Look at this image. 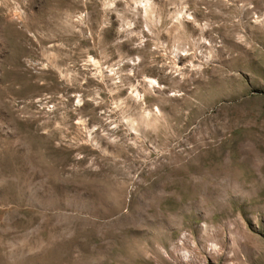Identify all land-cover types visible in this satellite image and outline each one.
Masks as SVG:
<instances>
[{
    "label": "rangeland",
    "instance_id": "374dc122",
    "mask_svg": "<svg viewBox=\"0 0 264 264\" xmlns=\"http://www.w3.org/2000/svg\"><path fill=\"white\" fill-rule=\"evenodd\" d=\"M140 1L0 0V264H264V0Z\"/></svg>",
    "mask_w": 264,
    "mask_h": 264
},
{
    "label": "bare ground",
    "instance_id": "6f19581e",
    "mask_svg": "<svg viewBox=\"0 0 264 264\" xmlns=\"http://www.w3.org/2000/svg\"><path fill=\"white\" fill-rule=\"evenodd\" d=\"M189 2V1H188ZM137 3V2H136ZM139 3V2H138ZM140 4H142L143 6H144V8H148V7H151L152 6V2H151V0H141L140 1ZM111 5V4H110ZM162 6V5H161ZM149 10V9H148ZM151 10H152V8H151ZM193 17V16H192ZM196 21V20H195ZM148 29V28H147ZM193 30H194V28H193ZM191 41V40H190ZM192 43V42H191ZM192 46V45H191ZM195 54V53H194ZM91 63H93V65H96V64H98L94 59H90L89 60ZM129 61V60H128ZM133 61V60H132ZM176 61V60H175ZM132 63H134V62H132ZM190 65L191 66H194V64L191 62L190 63ZM100 67H101V65H99ZM112 66V65H111ZM173 66H174V64H173ZM175 66L176 67H178V64H177V62L175 63ZM114 67V66H113ZM96 68H99V67H96ZM121 69V68H120ZM96 70V69H95ZM121 70H123V69H121ZM121 70H115V69H113V68H111L110 69V73H112V77H111V79H112V81H113V83H112V85L114 84V85H128L129 86V88L131 89V94L134 96V98H135V100L136 101H138V103H134L135 104V107L137 108H141L142 109V111H141V114L138 116V118L137 117H126V116H124L123 117V119H124V121H125V124H126V126L128 127V129H131V130H133V132H136V133H138V130L140 129V127H142V125H148V124H150V123H154V124H156V121H157V119H158V107H156V111L154 110H152L153 112H151V109H149V108H145V107H143L142 106V104L144 103H146V97H147V92H146V90H145V88L147 87H150V88H154V87H156V86H158V85H160V82H158V80H157V78L155 79V78H152V77H148V76H142L143 77V79L142 80H140V79H137V75H136V72H132L131 70H130V74L128 73V75L126 76V77H123L122 76V74H121ZM101 71H102V69H101ZM128 71V70H127ZM99 73V72H98ZM100 74V73H99ZM98 74V75H99ZM101 74H102V72H101ZM133 74V77H131L130 75H132ZM203 74V73H202ZM110 75V74H109ZM104 76V75H103ZM209 77V76H208ZM192 78V77H191ZM116 80H118V82L120 83V84H117V81ZM199 80H201V83H198L197 85H209L210 83H211V81L209 80V81H204V79H203V81H202V79H199ZM206 80V79H205ZM140 85H141V87L143 88L144 87V85H145V87H144V93L140 90ZM143 85V86H142ZM120 87V86H119ZM123 88V87H122ZM146 88V89H147ZM143 90V89H142ZM150 91V90H149ZM119 94V93H118ZM128 98V97H127ZM128 100V99H127ZM80 101V100H79ZM117 103V102H116ZM130 102L129 101H122L121 103L120 102H118L117 104H116V106H115V108L117 109H119L120 107L122 108V111L123 112H129V109H131L132 108V105L131 104H129ZM125 107V109H124V107ZM115 109V110H116ZM121 111V112H122ZM152 113H153V115H152ZM130 115V114H129Z\"/></svg>",
    "mask_w": 264,
    "mask_h": 264
}]
</instances>
